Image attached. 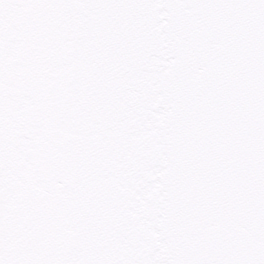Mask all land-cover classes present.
I'll list each match as a JSON object with an SVG mask.
<instances>
[{
	"label": "snow or ice",
	"instance_id": "obj_1",
	"mask_svg": "<svg viewBox=\"0 0 264 264\" xmlns=\"http://www.w3.org/2000/svg\"><path fill=\"white\" fill-rule=\"evenodd\" d=\"M0 264H264V0H0Z\"/></svg>",
	"mask_w": 264,
	"mask_h": 264
}]
</instances>
